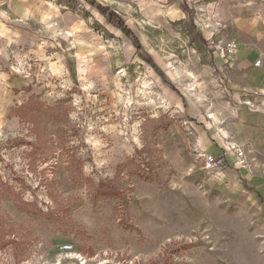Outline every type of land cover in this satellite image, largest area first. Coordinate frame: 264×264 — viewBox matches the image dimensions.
I'll return each mask as SVG.
<instances>
[{
    "label": "rangeland",
    "instance_id": "374dc122",
    "mask_svg": "<svg viewBox=\"0 0 264 264\" xmlns=\"http://www.w3.org/2000/svg\"><path fill=\"white\" fill-rule=\"evenodd\" d=\"M93 1L140 50L86 0H0V264H264V170L200 149L264 0Z\"/></svg>",
    "mask_w": 264,
    "mask_h": 264
},
{
    "label": "crops",
    "instance_id": "0c3cea01",
    "mask_svg": "<svg viewBox=\"0 0 264 264\" xmlns=\"http://www.w3.org/2000/svg\"><path fill=\"white\" fill-rule=\"evenodd\" d=\"M24 5L25 2L18 1L17 11L22 17L27 15ZM4 22L7 23L6 19L1 17L0 34L6 29ZM241 30L243 32L241 40L235 43L236 53L228 57L230 59L228 88L234 96L233 107L228 110L225 124L217 125L215 129L211 127L210 144L204 143L201 138L200 149L212 157L223 156L226 163L234 167L238 159L230 147L235 146L243 153L245 167L264 170V30L250 23H243ZM257 60L261 61L258 68L253 65ZM220 126L222 133L227 135L225 140L216 130ZM240 173L247 185L251 183L248 185L251 192L264 200L262 171H258L257 175H261L262 179L260 176L255 179V175L245 170Z\"/></svg>",
    "mask_w": 264,
    "mask_h": 264
},
{
    "label": "built area",
    "instance_id": "2783aa9c",
    "mask_svg": "<svg viewBox=\"0 0 264 264\" xmlns=\"http://www.w3.org/2000/svg\"><path fill=\"white\" fill-rule=\"evenodd\" d=\"M236 53V44L232 41H228L225 44V49L223 51V56L225 57H231L234 56ZM254 67L258 68L261 66V61L257 60L254 62ZM232 149L235 151L237 159L243 160V153L239 151L237 147H232ZM202 160H203V168L206 171L213 172V173H221L226 168V161L224 157H212L208 153H202L201 154ZM243 162L240 161V164ZM71 245H63L60 249L63 252H70L72 250Z\"/></svg>",
    "mask_w": 264,
    "mask_h": 264
},
{
    "label": "trees",
    "instance_id": "16d2710c",
    "mask_svg": "<svg viewBox=\"0 0 264 264\" xmlns=\"http://www.w3.org/2000/svg\"><path fill=\"white\" fill-rule=\"evenodd\" d=\"M87 3H89L91 6H93L94 8H96L99 13L105 17L107 19V21L112 24L113 26H115L117 29H119L135 46V48L137 50H140V47L138 46L137 43V39L134 36V34L132 33V31L130 29H128L126 27V25L124 24V22L118 18L112 11H110L108 8L105 7H101L98 3H96L93 0H86ZM149 63V61H148ZM172 89L174 91H176V89H174L172 87Z\"/></svg>",
    "mask_w": 264,
    "mask_h": 264
},
{
    "label": "bare ground",
    "instance_id": "6f19581e",
    "mask_svg": "<svg viewBox=\"0 0 264 264\" xmlns=\"http://www.w3.org/2000/svg\"><path fill=\"white\" fill-rule=\"evenodd\" d=\"M70 34V33H69ZM70 37V36H69ZM72 37V36H71ZM142 85L144 86V88L148 89V85H147V81L146 80H142ZM209 118H212L209 116Z\"/></svg>",
    "mask_w": 264,
    "mask_h": 264
}]
</instances>
